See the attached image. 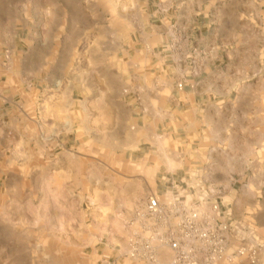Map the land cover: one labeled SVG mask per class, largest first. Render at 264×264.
I'll return each instance as SVG.
<instances>
[{
  "label": "rangeland",
  "instance_id": "rangeland-1",
  "mask_svg": "<svg viewBox=\"0 0 264 264\" xmlns=\"http://www.w3.org/2000/svg\"><path fill=\"white\" fill-rule=\"evenodd\" d=\"M168 80L193 107L128 103ZM215 122L243 153L212 182ZM172 184L207 212L217 197L264 245V0H0V264L166 262L132 243L146 197Z\"/></svg>",
  "mask_w": 264,
  "mask_h": 264
},
{
  "label": "built area",
  "instance_id": "built-area-1",
  "mask_svg": "<svg viewBox=\"0 0 264 264\" xmlns=\"http://www.w3.org/2000/svg\"><path fill=\"white\" fill-rule=\"evenodd\" d=\"M175 187L168 199L158 193L146 197L137 212L145 234L132 243V255L156 262L166 248L169 259L160 264H264V245L256 233L221 210L217 197L210 199L207 212L188 203Z\"/></svg>",
  "mask_w": 264,
  "mask_h": 264
},
{
  "label": "crops",
  "instance_id": "crops-1",
  "mask_svg": "<svg viewBox=\"0 0 264 264\" xmlns=\"http://www.w3.org/2000/svg\"><path fill=\"white\" fill-rule=\"evenodd\" d=\"M137 53V52H136ZM143 56H141L140 58L138 57V59L134 60L133 64H134V72H142L143 74H146L148 71H150V67L149 64L150 63V53H144L142 54ZM165 58H163V61L161 60L159 67L160 69H164L163 67H165L166 65V61L164 60ZM138 77H135L134 80H136ZM84 88H86V79L84 81ZM104 88V87H103ZM104 90V89H103ZM130 95L129 96V100L127 99L128 103H131V107L135 108L136 105L139 106V108H142V112L144 114H147L148 117L152 110V106L154 103H158L159 107L161 110L162 108H167L168 105H172L175 107H180L181 105H185L188 107H193L194 106V102L196 101V95H197V91L195 89L192 90H187V88L185 90H183V88L181 90L176 89L174 86V82L168 80L166 83L162 84L159 88H156V93H155V98H151L150 96L148 98L145 97V89L143 87H139L138 84L137 86H132L129 89ZM161 93V94H160ZM164 99H162L161 97H164ZM146 98V99H145ZM143 102V104H142ZM216 101L213 100H208L207 101V105L208 107H213V108H217ZM107 108L105 109L106 112H110L113 113V107H115L113 104H108L107 102L105 103V105ZM154 107V106H153ZM139 108H137V110L135 109V111H139ZM148 108V110H147ZM141 110V109H140ZM164 111V110H162ZM178 111V110H177ZM175 111L174 113L171 114V121L170 123H174L175 120H178L177 115H175V113L177 112ZM211 113V111H210ZM216 115L220 114V111H215L214 112ZM165 116L167 115V113L165 112L164 114ZM117 116V115H116ZM135 123L138 125L139 122L141 120H139V117H134ZM147 125V122L144 126ZM149 125V124H148ZM218 122H215L214 124L211 125V130L212 131V139L215 142L219 143V147H214L213 145H210V156L213 160V165L211 167V171H213L212 174V178L211 181L213 182L214 180L218 181L220 179L219 177V171H222V179H224L225 177L229 179L230 177V161L228 159H225V155L229 157V155L231 154V150H233V153L237 154V155H241L243 152L241 149H236L234 148V146L231 145L230 143V139H226L223 137V129L217 127ZM261 144V143H260ZM260 144H258L260 146ZM257 147H255L256 149ZM222 155V161L220 162V158L219 155ZM217 156V157H214ZM168 170L167 166L164 164H159L158 166V170ZM229 181V180H228ZM213 198V197H211ZM226 211V210H225ZM230 211V210H229ZM227 212V211H226ZM229 214V213H228ZM230 215V214H229Z\"/></svg>",
  "mask_w": 264,
  "mask_h": 264
}]
</instances>
